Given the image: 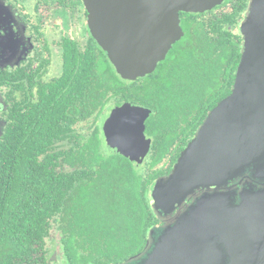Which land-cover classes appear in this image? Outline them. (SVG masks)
<instances>
[{
    "label": "flooded vegetation",
    "instance_id": "af4514ba",
    "mask_svg": "<svg viewBox=\"0 0 264 264\" xmlns=\"http://www.w3.org/2000/svg\"><path fill=\"white\" fill-rule=\"evenodd\" d=\"M255 3L256 0H224L204 12L180 11L181 38L173 43L152 73L135 80L120 75L104 52L117 81L122 84V97L106 101L99 115L93 113L81 122L73 116L74 128L98 124L107 153L127 158L109 150L105 126L115 110L127 104L151 111L142 128L148 153L138 166L143 170L150 168L151 172L157 170L159 165L151 166V159L160 148L169 146V150L161 162L165 166L164 173L153 181L148 191L157 219L148 236L152 228L160 227L165 221L171 220L172 224L176 214L181 212L177 207L162 221L158 210L153 208L152 191L159 177L173 171L210 111L232 94L246 23L251 26L253 37H261L262 28L254 19ZM91 37L83 0H0V124L3 123L0 133L8 128L15 130L19 116H25L28 123H35L33 114L53 84H59L62 91L67 90L80 69L79 65L77 70L68 68L65 58L70 55L79 62L88 60ZM155 83L160 86L157 88L162 93L160 100L156 96L151 99L143 88ZM124 120L129 117L124 116ZM240 180L234 177L227 185L220 183V187L212 189L221 195L231 194L235 202H239L245 178L241 183ZM254 187L263 185L258 183ZM212 192L206 187L197 190L185 199L184 211L197 197L207 198ZM57 219L60 220L59 215L53 216L52 221ZM62 240V231L58 223L53 222L46 245L27 248L31 254L25 256L23 263L71 264L65 257ZM253 241L258 245H252L246 255L240 257L234 250L228 259H232L233 264H245L243 259L248 257L250 264H264V230Z\"/></svg>",
    "mask_w": 264,
    "mask_h": 264
},
{
    "label": "water",
    "instance_id": "95a60500",
    "mask_svg": "<svg viewBox=\"0 0 264 264\" xmlns=\"http://www.w3.org/2000/svg\"><path fill=\"white\" fill-rule=\"evenodd\" d=\"M83 1L93 38L116 71L135 80L152 73L181 38L180 11L204 12L224 0ZM263 9V0H256L254 12ZM254 19L258 25L264 16ZM244 32L232 94L210 111L173 171L159 177L152 191L162 221L177 207L181 212L172 224L152 228L145 249L121 264H233L227 256L234 250L241 257L258 245L253 238L264 230V208L258 203L264 202V70L254 77L246 70L249 42L256 37L247 23ZM150 112L129 104L115 110L105 126L109 150L141 164L149 148L142 128ZM234 177L240 183L245 178L239 202L212 189ZM172 183L180 187L175 193ZM258 183L263 187H254ZM204 187L214 192L197 197L184 211L185 199ZM243 260L250 264L248 257Z\"/></svg>",
    "mask_w": 264,
    "mask_h": 264
},
{
    "label": "trees",
    "instance_id": "16d2710c",
    "mask_svg": "<svg viewBox=\"0 0 264 264\" xmlns=\"http://www.w3.org/2000/svg\"><path fill=\"white\" fill-rule=\"evenodd\" d=\"M65 59L68 68L80 69L67 90L53 84L33 114L35 123L19 116L15 130L0 134V264H25L27 248L45 246L53 222L71 264L123 263L145 249L157 223L148 191L165 171L169 146L151 159V166L159 165L151 172L108 154L98 124L74 128V115L81 122L120 99L122 84L93 37L88 60ZM151 86L144 91L160 100V86Z\"/></svg>",
    "mask_w": 264,
    "mask_h": 264
},
{
    "label": "rangeland",
    "instance_id": "374dc122",
    "mask_svg": "<svg viewBox=\"0 0 264 264\" xmlns=\"http://www.w3.org/2000/svg\"><path fill=\"white\" fill-rule=\"evenodd\" d=\"M263 5H264V0H263ZM261 15L264 16V9L262 11L254 12V18H257L258 21L260 20ZM259 24L260 27L262 28L260 33L261 37L260 38L256 37V40L254 42H252V39H250L249 45L251 46V49L249 52L248 61L246 65L247 68L246 70L248 72L252 71L253 77L255 75H259V73L264 70V21L259 22ZM255 66L257 67L255 68ZM259 66L260 68H258ZM2 124H0V126H2ZM185 178H190V177L186 176ZM170 188L171 191L175 193L177 190H179L180 187L179 184L172 183ZM258 203L260 204L262 203L261 207L264 208V202L258 201Z\"/></svg>",
    "mask_w": 264,
    "mask_h": 264
}]
</instances>
